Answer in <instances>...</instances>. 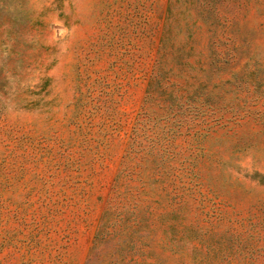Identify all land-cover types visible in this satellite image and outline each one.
<instances>
[{"label": "rangeland", "instance_id": "obj_1", "mask_svg": "<svg viewBox=\"0 0 264 264\" xmlns=\"http://www.w3.org/2000/svg\"><path fill=\"white\" fill-rule=\"evenodd\" d=\"M0 264H264V0H0Z\"/></svg>", "mask_w": 264, "mask_h": 264}]
</instances>
